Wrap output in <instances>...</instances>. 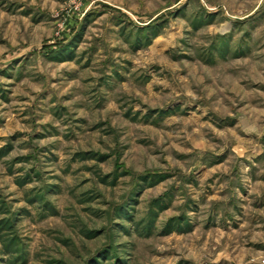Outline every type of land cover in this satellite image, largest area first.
Instances as JSON below:
<instances>
[{"label":"rangeland","instance_id":"1","mask_svg":"<svg viewBox=\"0 0 264 264\" xmlns=\"http://www.w3.org/2000/svg\"><path fill=\"white\" fill-rule=\"evenodd\" d=\"M257 222L264 0H0V264H261Z\"/></svg>","mask_w":264,"mask_h":264},{"label":"crops","instance_id":"2","mask_svg":"<svg viewBox=\"0 0 264 264\" xmlns=\"http://www.w3.org/2000/svg\"><path fill=\"white\" fill-rule=\"evenodd\" d=\"M243 205V206H242ZM241 207L242 208H240V211L243 213V214H246L247 212H246V208H247V204H242L241 203ZM250 226H251V229H253L254 230V232L256 231V230H262V229H264V223H262V224H259L258 222L257 223H251L250 224ZM264 232V231H263ZM262 231L260 232V234H264ZM255 235H254V237H253V240H255L256 241V243H261L262 241H263V243H264V239H262L260 242L258 241V240H256V237H257V234L258 233H254ZM258 241V242H257Z\"/></svg>","mask_w":264,"mask_h":264},{"label":"built area","instance_id":"3","mask_svg":"<svg viewBox=\"0 0 264 264\" xmlns=\"http://www.w3.org/2000/svg\"><path fill=\"white\" fill-rule=\"evenodd\" d=\"M261 264H264V259L260 261Z\"/></svg>","mask_w":264,"mask_h":264}]
</instances>
